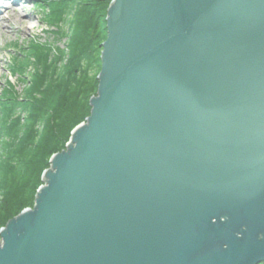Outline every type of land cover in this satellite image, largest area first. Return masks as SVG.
<instances>
[{
  "label": "water",
  "instance_id": "obj_1",
  "mask_svg": "<svg viewBox=\"0 0 264 264\" xmlns=\"http://www.w3.org/2000/svg\"><path fill=\"white\" fill-rule=\"evenodd\" d=\"M91 113L0 264L264 263V0H112Z\"/></svg>",
  "mask_w": 264,
  "mask_h": 264
},
{
  "label": "trees",
  "instance_id": "obj_2",
  "mask_svg": "<svg viewBox=\"0 0 264 264\" xmlns=\"http://www.w3.org/2000/svg\"><path fill=\"white\" fill-rule=\"evenodd\" d=\"M111 2L43 0L51 20L70 10L68 31L58 34H66L67 42L61 47L31 38L11 59V69L27 89L19 95L9 81L0 92V140L7 136L0 144V229L34 205L50 158L66 147L72 130L91 113Z\"/></svg>",
  "mask_w": 264,
  "mask_h": 264
},
{
  "label": "rangeland",
  "instance_id": "obj_3",
  "mask_svg": "<svg viewBox=\"0 0 264 264\" xmlns=\"http://www.w3.org/2000/svg\"><path fill=\"white\" fill-rule=\"evenodd\" d=\"M16 2L13 0H0V15L3 18L2 22L0 23V92L3 90L6 82L9 84L11 82V84L15 86L16 90L18 91L17 93L19 95H23L27 89V86L24 87V84L21 82L18 75L15 74V72H13L11 69V59L14 55L18 54L17 49L19 47H25L31 38L38 39L43 43L50 41L63 47L67 42L66 34L63 35V37H59L58 34H60V32L65 33L68 31V19L71 17V12L70 10L68 14H66V12H58V15L62 14L61 18L51 20L50 17L46 16V10L48 9L45 11L42 9V6H46L45 3H43V0H18ZM12 5L17 7L22 17L25 18L29 15L32 16L29 19L26 29L22 30L19 25V18H14L15 14L11 9ZM8 17L13 18L11 23L6 21ZM26 83L29 85V81ZM28 87L30 88V85ZM16 115L17 114L15 113V116ZM15 118L16 117L12 118V120ZM6 137L7 136L3 135L1 138V145L7 142ZM1 145L0 148L2 147Z\"/></svg>",
  "mask_w": 264,
  "mask_h": 264
},
{
  "label": "bare ground",
  "instance_id": "obj_4",
  "mask_svg": "<svg viewBox=\"0 0 264 264\" xmlns=\"http://www.w3.org/2000/svg\"><path fill=\"white\" fill-rule=\"evenodd\" d=\"M14 2H16V1H18V0H13ZM17 3V2H16ZM11 9L13 10V12H14V14H15V19H18L19 20V25H20V28L22 29V30H24V29H26L27 28V24H28V22H29V19L32 17L31 15H29V16H27V17H22L21 16V13H20V11L17 9V7L15 6V5H12L11 6ZM17 17V18H16ZM2 20H3V18H2V16L0 15V23L2 22ZM7 22H12L13 21V18H7V20H6Z\"/></svg>",
  "mask_w": 264,
  "mask_h": 264
}]
</instances>
